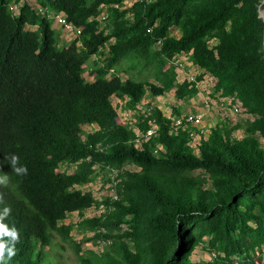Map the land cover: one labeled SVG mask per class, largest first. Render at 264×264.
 I'll return each instance as SVG.
<instances>
[{"label":"trees","instance_id":"trees-1","mask_svg":"<svg viewBox=\"0 0 264 264\" xmlns=\"http://www.w3.org/2000/svg\"><path fill=\"white\" fill-rule=\"evenodd\" d=\"M15 1L0 0V175L10 178L0 211L11 208L4 222L19 232L7 264H64L65 243L81 255L100 239L107 247L89 251L94 259L81 255L85 264H264L261 0H134L129 8L124 0H37L43 14L27 1L15 14ZM50 12L63 13L78 36L59 46ZM179 53L191 54L215 78L214 90L249 117L221 120L199 140L187 117L175 127L159 107L135 128L120 122L113 96L135 109L148 90L177 100L199 92L197 82H178L171 61ZM97 54L105 57L90 81L84 69ZM152 122L157 133L145 140ZM11 154L27 175L12 171ZM71 163V172L59 170ZM97 164L138 169L119 170L115 195L98 200L76 188ZM93 205L105 211L85 216ZM72 211L82 216L77 229L93 232L79 242L64 222ZM201 244L212 259H193Z\"/></svg>","mask_w":264,"mask_h":264},{"label":"rangeland","instance_id":"rangeland-1","mask_svg":"<svg viewBox=\"0 0 264 264\" xmlns=\"http://www.w3.org/2000/svg\"><path fill=\"white\" fill-rule=\"evenodd\" d=\"M25 1L31 3L39 10L40 13H44L43 10H40L41 8L39 7L37 0H20L12 2V8L15 14L20 13V7ZM133 1L134 0H124L121 3V6L129 8L132 6ZM263 7L264 5L262 4L260 8L262 9ZM107 13L108 5H103L102 12L98 18L100 29H104L106 27ZM128 14L130 16V13ZM48 16L52 19V26L56 29L59 46L66 45L69 41L78 36V30L74 27L72 28L68 26L63 13L50 12ZM27 27L29 29L37 28L36 25H28ZM170 35H180L179 29L172 28ZM108 41L110 43L113 42V38L109 37ZM212 42L216 43L217 40L214 39ZM155 46L156 48H159V44H156ZM104 57L105 55L103 54L94 55L86 64L84 76L87 80L91 81L95 79V75L92 73L95 68L94 62L98 61L101 63ZM171 62L176 66V70L178 72V82H183L186 79L197 82L199 92L191 98L177 100L171 92L165 95H153L151 91L148 90V93L141 99L135 109L129 108L125 101L113 96L112 101L119 113L118 119L120 122L127 123L135 128V124L138 123L141 116H146V114H148L152 108L159 107L168 117L173 116L174 118H178L180 117L179 115H181L187 118H192L196 115H199L201 121L198 125L193 127L198 131L199 136H201L202 134H209L210 130L221 120H228L232 123H236L237 121L244 120L245 118L249 117V115L246 114L242 109L241 103L239 101L233 99L230 96H223L214 90L215 78L212 74L205 73L202 69H200L193 61L191 54L179 53L173 58ZM122 76L126 77V74L122 73ZM150 76L151 80L155 82L154 77H152V75ZM85 128L90 129L89 126H86ZM235 134L239 136L243 135L242 131L238 130L235 131ZM195 150L198 152V147L195 146ZM74 168L75 164L71 163L62 165L59 170L71 172ZM121 169L136 170L138 168L134 164H126ZM119 170L103 168L101 165L97 164L95 165V172L93 173L91 180L87 183L79 184L76 188H80L85 192H92L98 200H102L107 196H114V186ZM104 211L105 208L103 205H93L92 207L88 208L84 214L85 216H96L102 214ZM81 217L82 216L78 211H72L64 220L66 224L72 223L74 225L72 236L77 242L83 239L84 236H91L93 234V232H87L85 234L77 229V222L81 219ZM107 243L108 242L106 240L102 239L97 240V242L92 240L87 241L83 245L81 255L94 259V257L90 255L89 251L94 250L95 252L100 253L107 247ZM65 244L67 247L62 250L63 256L61 257L63 263L85 264L81 258V255H78L76 248L72 247L69 243ZM259 255L263 256L264 262V249L259 251ZM213 256V252L201 244L199 247H197L192 257L193 259L210 260L213 258ZM258 264H261L259 260Z\"/></svg>","mask_w":264,"mask_h":264},{"label":"clouds","instance_id":"clouds-1","mask_svg":"<svg viewBox=\"0 0 264 264\" xmlns=\"http://www.w3.org/2000/svg\"><path fill=\"white\" fill-rule=\"evenodd\" d=\"M12 171L17 175H27L28 169L19 163V157L11 154L7 157ZM10 178L7 174L0 175V187H7ZM3 203V193H0V204ZM11 214V208L7 205L0 211V264H7L16 255L15 245L19 242V232L15 226L9 227L5 219Z\"/></svg>","mask_w":264,"mask_h":264},{"label":"built area","instance_id":"built-area-1","mask_svg":"<svg viewBox=\"0 0 264 264\" xmlns=\"http://www.w3.org/2000/svg\"><path fill=\"white\" fill-rule=\"evenodd\" d=\"M42 11V9H40ZM68 26L70 27H74L76 28L73 24L68 23ZM78 30V33H80V29L76 28ZM173 120V123L175 125V127H179L182 126L184 124L183 118L182 117H178V118H174L173 116H170ZM189 123H191L192 126L198 125L201 121L200 116L196 115L195 117L192 118H186ZM157 125L155 123H151V127L147 130V132L145 133V140H148L153 134H156L157 132ZM138 135L141 136L142 134L140 133V131H137ZM192 135L195 137V139H200L201 136H199L198 131L196 129H194L192 131ZM139 141V139H137Z\"/></svg>","mask_w":264,"mask_h":264},{"label":"water","instance_id":"water-1","mask_svg":"<svg viewBox=\"0 0 264 264\" xmlns=\"http://www.w3.org/2000/svg\"><path fill=\"white\" fill-rule=\"evenodd\" d=\"M264 5V0H262V2H260L259 6H258V12H259V17L263 20L264 22V7L261 9L260 6Z\"/></svg>","mask_w":264,"mask_h":264},{"label":"crops","instance_id":"crops-1","mask_svg":"<svg viewBox=\"0 0 264 264\" xmlns=\"http://www.w3.org/2000/svg\"><path fill=\"white\" fill-rule=\"evenodd\" d=\"M177 36H179V35H177Z\"/></svg>","mask_w":264,"mask_h":264}]
</instances>
